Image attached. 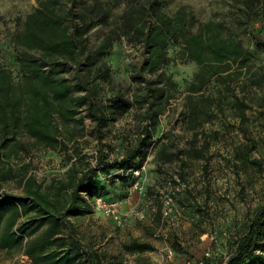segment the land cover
<instances>
[{
  "label": "trees",
  "instance_id": "1",
  "mask_svg": "<svg viewBox=\"0 0 264 264\" xmlns=\"http://www.w3.org/2000/svg\"><path fill=\"white\" fill-rule=\"evenodd\" d=\"M166 5V0H37L17 20L8 36L11 65H0V250L19 247L23 235V253L33 264H117L118 257L85 243L73 220L93 212L95 196L124 198L136 181L124 174L145 165L152 152L164 155L155 134L178 93L166 70L175 61L171 48L197 66L186 98L187 128L195 129L202 117L209 121L208 111L219 109L227 96L241 121L252 107L251 92L259 90L264 101V0H228L221 19L205 22L183 6L168 13ZM116 7L123 8L119 25L92 45L91 31L107 26ZM123 40L140 48L131 100L112 84L105 61ZM132 108L141 117L140 131L124 138V152L111 157L104 131ZM86 118L95 124L99 143L94 163L80 146ZM39 150L77 160L62 178L43 186L29 175L33 163L24 160ZM12 180L22 187L20 194L5 189ZM233 243L225 264H264V207ZM172 247L186 253L178 242ZM124 250L154 247L132 240Z\"/></svg>",
  "mask_w": 264,
  "mask_h": 264
},
{
  "label": "rangeland",
  "instance_id": "2",
  "mask_svg": "<svg viewBox=\"0 0 264 264\" xmlns=\"http://www.w3.org/2000/svg\"><path fill=\"white\" fill-rule=\"evenodd\" d=\"M228 0H166V10L174 13L179 7L191 10L199 21L221 19L228 9ZM37 6V0H0V65L9 66V35L18 19L25 18ZM122 7L112 11L107 26L96 27L90 33V42L96 46L110 29L120 23ZM25 52L23 48H18ZM167 72L178 86V93L171 99L159 118L155 140L164 146L160 157L152 152L142 174L143 193L129 188L121 199L125 221L117 226L113 220L94 210L89 215L73 221L85 243L103 250L108 257L120 264H184L199 260L210 253L208 264H223L233 251V242L241 234L255 212L264 207V101L259 90L250 93L252 107L245 119L235 117V111L224 99L219 109L212 107L206 117L198 120L195 129L187 128L185 115L188 110V88L197 66L177 57ZM140 59V48L123 40L105 61L112 68V84L131 100L136 86L131 74ZM12 68V67H11ZM63 78H69L63 75ZM73 84V81H70ZM73 88H75L73 86ZM197 98V97H196ZM141 117L132 108L123 118L104 131V149L111 157L124 152V138L140 131ZM80 146L94 163L99 143L95 124L88 118ZM208 142V143H207ZM209 144L208 146L206 145ZM169 157V159L166 158ZM32 162L29 175L43 186L54 178H62L77 158H69L58 150H39L24 156ZM19 160L15 159L16 168ZM18 167V166H17ZM6 190L20 194L22 187L17 180L6 185ZM172 199V212L163 216L164 198ZM138 214H143L140 219ZM163 230L168 239L159 236ZM214 239H211V238ZM13 250H0V264H33L23 253L25 237ZM132 240L150 243L154 251L125 252ZM178 242L186 253L167 257V248Z\"/></svg>",
  "mask_w": 264,
  "mask_h": 264
},
{
  "label": "built area",
  "instance_id": "3",
  "mask_svg": "<svg viewBox=\"0 0 264 264\" xmlns=\"http://www.w3.org/2000/svg\"><path fill=\"white\" fill-rule=\"evenodd\" d=\"M145 170V165L138 169H132L126 174H131L133 178H136V181L132 185L134 190H138L140 193H143V182H142V174ZM172 199L170 197L164 198V206H163V216L167 217L172 212ZM121 201L117 199H107L102 195L95 196L93 198V208L96 212L104 214L106 217H109L113 220V222L117 226H121L125 221L126 214H123L121 210ZM138 217L142 219L144 217L143 214H138ZM159 236H161L164 240L168 239V235L163 231L159 230ZM211 239H214L213 237ZM167 257L172 258L175 256V251L173 248H167ZM230 254L227 255L224 259L223 264H225L226 260L229 258ZM210 258V253L206 252L202 258L196 261L187 260L184 264H208V260Z\"/></svg>",
  "mask_w": 264,
  "mask_h": 264
},
{
  "label": "crops",
  "instance_id": "4",
  "mask_svg": "<svg viewBox=\"0 0 264 264\" xmlns=\"http://www.w3.org/2000/svg\"><path fill=\"white\" fill-rule=\"evenodd\" d=\"M156 152V151H155ZM157 154V153H156ZM147 162V161H146ZM145 169H146V166H145ZM146 174V172H144Z\"/></svg>",
  "mask_w": 264,
  "mask_h": 264
}]
</instances>
